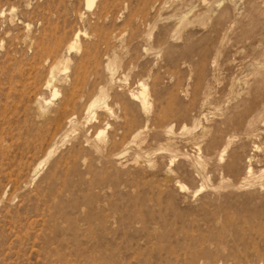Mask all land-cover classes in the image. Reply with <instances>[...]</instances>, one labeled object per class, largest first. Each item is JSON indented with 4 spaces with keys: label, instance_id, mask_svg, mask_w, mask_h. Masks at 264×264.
Wrapping results in <instances>:
<instances>
[{
    "label": "rangeland",
    "instance_id": "obj_1",
    "mask_svg": "<svg viewBox=\"0 0 264 264\" xmlns=\"http://www.w3.org/2000/svg\"><path fill=\"white\" fill-rule=\"evenodd\" d=\"M0 264H264V0H0Z\"/></svg>",
    "mask_w": 264,
    "mask_h": 264
},
{
    "label": "bare ground",
    "instance_id": "obj_2",
    "mask_svg": "<svg viewBox=\"0 0 264 264\" xmlns=\"http://www.w3.org/2000/svg\"><path fill=\"white\" fill-rule=\"evenodd\" d=\"M92 4V0H87V5L90 6Z\"/></svg>",
    "mask_w": 264,
    "mask_h": 264
}]
</instances>
